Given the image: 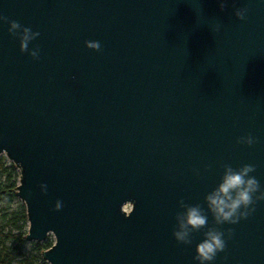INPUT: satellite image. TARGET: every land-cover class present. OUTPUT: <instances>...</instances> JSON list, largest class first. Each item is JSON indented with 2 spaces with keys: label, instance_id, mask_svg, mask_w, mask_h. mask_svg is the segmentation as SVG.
<instances>
[{
  "label": "water",
  "instance_id": "95a60500",
  "mask_svg": "<svg viewBox=\"0 0 264 264\" xmlns=\"http://www.w3.org/2000/svg\"><path fill=\"white\" fill-rule=\"evenodd\" d=\"M0 16V157L26 240L54 237L48 264H198L210 230L232 233L214 264H264V200L237 224L206 200L226 166L253 165L264 191L260 0H0ZM13 20L40 33L28 51ZM181 201L208 218L190 245Z\"/></svg>",
  "mask_w": 264,
  "mask_h": 264
},
{
  "label": "clouds",
  "instance_id": "9594fccd",
  "mask_svg": "<svg viewBox=\"0 0 264 264\" xmlns=\"http://www.w3.org/2000/svg\"><path fill=\"white\" fill-rule=\"evenodd\" d=\"M260 3L264 4V0H260ZM235 15L237 19L244 20L245 10L239 9ZM4 19L0 16V21ZM8 31L10 34L20 33L22 52L28 51L29 42L40 35L39 32H34L15 20L9 21ZM85 45L95 51H99L101 47L99 41H85ZM29 55L34 60L39 59V49L29 51ZM238 142L251 146L255 141L252 136H247L240 138ZM254 170V166L250 164L244 165L239 170H234L231 166L225 167L222 182L206 197L217 224L239 223L255 211V208L250 206H254L256 201L264 200V191L261 190L259 181L255 176L249 175ZM60 207V202H57L56 208ZM180 207L184 211L177 214V226L173 230V236L178 243L190 245L192 243L190 233L204 228L208 218L198 206H187L181 201ZM241 209L244 210L241 211ZM204 237L195 247L194 260L198 264H214L217 254L225 251L227 240L231 239L232 233L231 231L210 230L204 233Z\"/></svg>",
  "mask_w": 264,
  "mask_h": 264
},
{
  "label": "trees",
  "instance_id": "16d2710c",
  "mask_svg": "<svg viewBox=\"0 0 264 264\" xmlns=\"http://www.w3.org/2000/svg\"><path fill=\"white\" fill-rule=\"evenodd\" d=\"M20 171L8 161L7 158L0 157V213L5 208L6 213L3 218L6 223H0V264H13L17 257H24L22 264H48L42 257L43 252L49 250L54 245V240L48 239L44 244L32 243L31 255L25 257L24 251L28 244V216L25 204H21L18 210L11 211V204L17 200V187L19 185ZM6 225H11L13 229L7 230ZM13 242V247H7V241ZM11 250V251H10Z\"/></svg>",
  "mask_w": 264,
  "mask_h": 264
},
{
  "label": "rangeland",
  "instance_id": "374dc122",
  "mask_svg": "<svg viewBox=\"0 0 264 264\" xmlns=\"http://www.w3.org/2000/svg\"><path fill=\"white\" fill-rule=\"evenodd\" d=\"M1 157L2 158H7L5 155H2ZM21 204H24V203L19 198L17 200H14L13 203L11 204V211L18 210L20 208ZM5 208L6 207H3V210L0 213V223H2V224L7 222V220L3 218L4 214L6 213ZM5 227H6L7 230L13 229V227L11 225H6L5 224ZM49 238L52 239V240H54V237L53 236H50ZM45 242H47V241H44L41 244H44ZM32 243H36V242H28V244L26 246V249L24 251L25 257H28V256L31 255L30 253H31ZM5 245L7 247H10V249H11L13 247V242L11 240L10 241H7L5 243ZM1 248H2V244H1V241H0V249ZM24 259H25L24 257H17L16 261L13 264H22L21 263V260H24Z\"/></svg>",
  "mask_w": 264,
  "mask_h": 264
}]
</instances>
